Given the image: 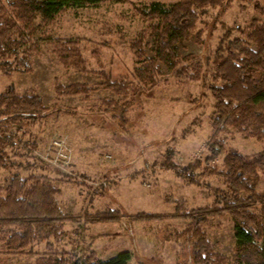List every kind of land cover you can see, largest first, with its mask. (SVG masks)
Returning a JSON list of instances; mask_svg holds the SVG:
<instances>
[{
  "label": "trees",
  "instance_id": "trees-1",
  "mask_svg": "<svg viewBox=\"0 0 264 264\" xmlns=\"http://www.w3.org/2000/svg\"><path fill=\"white\" fill-rule=\"evenodd\" d=\"M237 1L244 0H182L170 7L161 2L136 6L135 15L145 26L128 44L135 56V64L129 74L114 80L102 59V49L110 48V41L95 46L86 38L58 37L53 30L59 18L69 10L94 7L103 2L125 4L127 0H84L80 3L0 0V73L7 77L31 73L33 59L38 56L41 44H47L66 70L103 77V82L97 85L77 82L65 86L57 81L55 93L58 98L83 96L89 99L95 89L112 91L115 98L101 100L98 111L113 120L120 119L122 126L130 121L127 119L129 109L154 98L160 85L169 84L171 77L205 83L211 70V80L204 84L214 102L213 136L207 144L210 155L204 161L196 160L179 167L173 162L174 151L169 149L163 165L189 185L210 186L208 180L218 177L222 186L213 189V205L189 211L177 208L169 216L153 212L131 216L121 210L85 212V224L120 222L124 217L130 224L179 218L188 224L181 230L169 231L167 237L178 243L181 254L185 255V259H179L177 264H264V247L260 245L264 240V190L259 189L264 179V150L255 155H244L226 141L228 134H241L264 144V22L254 19L245 25L233 26L223 22V15ZM248 2L255 12L264 16V0ZM219 25L222 35L212 53L208 41ZM199 27L203 28L198 30ZM235 33L241 38H235ZM193 36L199 44L207 45L203 55L183 56L179 46ZM148 49L151 57H148ZM92 61H96L97 68ZM163 67L170 75L165 74ZM61 111L59 105L47 107L34 87L20 90L11 84L0 91V129L5 136L0 139V169L14 166L6 149L14 146L13 140L22 141L20 133L8 135L6 132L13 127L24 130L41 125ZM64 112L78 113L71 108H65ZM24 145L34 144L27 140ZM219 158L223 161L218 169L210 165ZM66 178L76 186L82 184L72 177ZM61 183L58 179L35 174L23 176L17 172L0 183L2 252L24 254L31 246L44 243V252L35 264H129L132 259L129 251L96 262L95 253L89 252L88 246L83 247L85 255L74 259L75 253L66 245L74 246L75 241L66 226L79 222L80 217L66 213L60 206ZM226 216L233 224L236 240L231 257L214 250L207 232L213 219Z\"/></svg>",
  "mask_w": 264,
  "mask_h": 264
},
{
  "label": "rangeland",
  "instance_id": "rangeland-1",
  "mask_svg": "<svg viewBox=\"0 0 264 264\" xmlns=\"http://www.w3.org/2000/svg\"><path fill=\"white\" fill-rule=\"evenodd\" d=\"M63 1L80 3L84 0ZM127 1L125 4L103 2L94 7L69 10L59 18L53 33L58 37L86 38L95 46L110 41L111 47L102 49L105 68L114 80L127 75L135 64V56L128 44L145 26L135 15V7L152 2L170 7L182 0ZM254 19L264 22V16L255 12L248 0L235 2L222 17L230 26L245 25ZM221 35L219 25L208 41L210 52L215 50ZM234 37L241 38L238 33ZM206 46L199 44L193 36L180 44L179 49L183 56H200ZM147 54L152 56L150 49ZM92 64L97 68L96 61ZM32 65L31 73H17L11 77L0 73V91L11 84L20 90L34 87L47 107L59 105L63 111L41 125L24 130L13 127L6 132L8 135L20 133L23 143L13 140L14 146L6 149L14 166L0 169V183L16 172L62 181L63 195L58 199L59 204L66 213L80 217L79 222L66 226L75 241L74 246H66L75 253V260L85 255L83 247L88 246L89 252L95 253L96 262L107 261L124 251L132 253L129 264H177L179 259L183 261L185 255L181 254L178 243L167 238L169 231L181 230L188 224L182 219L130 224L124 217L120 222L91 225L84 223L83 216L85 212L95 214L107 210H121L131 216L141 212L169 216L177 208L189 211L213 205V189L222 186L218 177L208 180L210 186L189 185L163 165L169 149L174 151L173 162L179 167L196 160L204 161L210 155L207 144L213 136L214 102L204 84L211 80V70L205 83L171 77L169 84L160 85L154 98L132 106L127 114L130 123L122 126L120 119L113 120L98 111L101 100L115 98L112 91L95 89L89 99L83 96L58 98L55 93L57 81L65 86L77 82L97 85L103 82L102 76L66 70L57 60L53 48L44 43ZM163 70L167 74L165 67ZM65 108L76 109L78 113L67 114ZM3 132L0 129V139L5 137ZM22 132L26 134L22 136ZM27 140L34 145H24ZM55 140H65L67 152L71 153L69 163H55ZM226 141L244 155H255L264 150V144L241 134H228ZM222 161L223 158H219L210 165L218 169ZM66 177L83 185L76 186ZM259 189L264 190V179ZM207 232L217 253L233 255L236 240L229 216L213 219ZM260 245L264 247V240ZM44 247V243L35 244L24 254L0 249V264H35Z\"/></svg>",
  "mask_w": 264,
  "mask_h": 264
},
{
  "label": "built area",
  "instance_id": "built-area-1",
  "mask_svg": "<svg viewBox=\"0 0 264 264\" xmlns=\"http://www.w3.org/2000/svg\"><path fill=\"white\" fill-rule=\"evenodd\" d=\"M53 146L55 148V163L60 161L69 163L71 161V153L67 152L65 140H55Z\"/></svg>",
  "mask_w": 264,
  "mask_h": 264
}]
</instances>
